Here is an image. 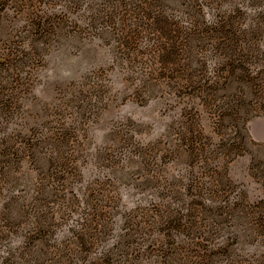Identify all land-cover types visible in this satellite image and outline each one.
Returning <instances> with one entry per match:
<instances>
[{
	"label": "rangeland",
	"instance_id": "obj_1",
	"mask_svg": "<svg viewBox=\"0 0 264 264\" xmlns=\"http://www.w3.org/2000/svg\"><path fill=\"white\" fill-rule=\"evenodd\" d=\"M0 264H264V0H0Z\"/></svg>",
	"mask_w": 264,
	"mask_h": 264
}]
</instances>
